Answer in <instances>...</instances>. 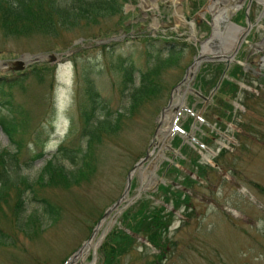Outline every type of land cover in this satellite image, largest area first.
<instances>
[{
  "label": "rangeland",
  "instance_id": "obj_1",
  "mask_svg": "<svg viewBox=\"0 0 264 264\" xmlns=\"http://www.w3.org/2000/svg\"><path fill=\"white\" fill-rule=\"evenodd\" d=\"M196 2L201 4L199 6L205 3L204 0H179V6H176L173 0H130L124 8L127 15L124 26L127 30L122 35L119 33V17L56 37L37 34L32 37H6L0 29V61L11 62L27 53L75 52L61 63L38 64H48L50 67L45 79L41 82L29 79L16 87L13 91V108L1 110L2 115L15 119V138L23 140V152L16 162L10 155L16 147L0 125V152H6L4 162L0 163V171L3 167L8 171L7 177L0 182V229L9 236V243L15 242L14 245L8 243L0 247V264H63L89 240L92 235L90 228L100 214H104L122 197L127 176L140 159L150 152L152 160L162 149L159 140L166 137L162 132L170 129V123L178 113L174 109L173 116H166L171 97L178 108L183 103L184 89L188 88V84L193 89L195 84L193 80L180 91L175 90L199 50V45L190 39L192 29L188 23L181 22L178 15L182 6L184 15L193 18L192 8ZM250 3H247V7ZM155 4L157 9H154ZM251 9L255 15L260 10L257 6ZM233 10H224L216 21L228 19ZM244 11L245 8L234 13L232 21ZM251 21L254 22L253 19ZM235 23L241 26L247 24V20L242 15ZM224 30H227L228 37L225 48L231 49L228 43L237 38V28L226 25ZM205 31V28L198 29V37ZM113 33L114 43H97ZM173 34L176 35L173 37ZM150 35L160 40L154 44V51H164L163 55L173 48L182 51L179 62L163 70L159 77L158 82L162 87L160 94L141 103L131 115L124 117L115 132L107 133L96 144L97 171L89 183L71 190L45 183L42 186L40 177L50 160L63 165L68 173L77 169V165L63 160V156L58 154L61 146L69 150L86 146L82 137L85 123L81 118V106L87 101V83L83 76H91L105 108L113 111L114 116L117 111L125 112L132 102L133 86L125 88L123 73L117 65L124 59L134 62L138 70L135 86H138L140 74L147 71L149 60L152 61L149 51H153V48L143 41V36ZM263 35L256 29L251 30L247 36L249 42L244 43L236 56V60L243 64L245 74L239 81L244 84L243 91L233 100L235 109L227 110L228 115L223 116L216 109V106H221L222 100L207 103L192 91L188 92L185 105L195 116L180 112L177 125L185 128L186 124H191V129L185 130L184 134L173 132L166 145L174 149H162L166 159L160 157L156 164L148 166L145 163L137 170L134 186L126 201L103 219L88 254L77 264H104L105 258L100 257L98 250L114 229H125L122 225L125 206L138 197L141 189L144 195L132 201L131 207L145 197L154 201L151 207L164 205L167 212L174 211L175 214L169 233L170 247L160 264H264V48L259 51L256 45ZM76 54L79 56L73 61ZM156 54L153 52L154 56ZM13 74L6 68L0 70V77H13ZM207 76L213 77L212 72L209 71ZM245 91L251 95H246ZM224 99L231 100L232 97ZM205 105L207 107L204 108ZM105 112V109H100L97 118L102 119ZM191 117L193 119L190 120ZM95 125L97 119L91 121L88 129ZM188 137L197 138L205 149L192 144ZM41 149L45 150L46 156L33 162L31 157ZM179 149L176 153L175 150ZM223 149L226 152L220 159L218 155ZM204 156L209 160L206 161ZM180 159L184 163L180 164ZM168 160L180 172L175 171L170 175L168 172L164 179L167 185L177 186L175 188L191 196L190 203L182 204L177 210L164 203L165 196L160 191L162 182L154 185L153 180L154 174L161 180ZM210 164L218 165V171L209 170L205 178H199L198 169L202 166L205 170ZM154 165L157 166L155 171ZM146 168L147 171L142 174ZM186 176H193L198 181L191 189L180 184ZM20 177H26L34 184V194L16 183ZM6 179L9 182L5 186ZM13 184H18L25 199L24 211L17 224L11 217V208L16 201V193H19ZM45 200L60 207L57 222H53L44 211ZM32 215L39 219L38 225L42 230L38 235H33L26 225ZM19 225L22 231L16 229ZM134 237L136 240L132 248L117 264H151L155 259L157 249L146 238Z\"/></svg>",
  "mask_w": 264,
  "mask_h": 264
},
{
  "label": "trees",
  "instance_id": "obj_2",
  "mask_svg": "<svg viewBox=\"0 0 264 264\" xmlns=\"http://www.w3.org/2000/svg\"><path fill=\"white\" fill-rule=\"evenodd\" d=\"M128 2L130 0H0V29L6 37H32L35 34L56 37L80 27L98 24L101 21L116 17L120 18V25L124 27L127 16L124 13V6ZM110 37L105 38L108 39ZM143 41L148 42L149 46L153 48V51H149L152 61L149 60L147 71L140 74L138 86H135L138 70L134 62L130 59H124L118 65V70L123 73L125 88L133 86L132 102L125 112L117 111L116 116H114L113 111L105 108L103 99L94 87L91 76H83L87 83L85 86L87 101L81 106V118L85 123L82 137L85 139L86 146H81L76 150H69L65 146H61L58 149V154L63 156V160H68L77 165V169L68 173L63 165L50 160L45 165L43 174L40 177L42 186L45 183L53 187H61L64 190H71L73 187L89 183L97 171L96 144L101 142L107 133L115 132L121 126L120 123L124 117L128 114L131 115L141 103L160 94L162 88L158 82L159 77L163 70L170 68L179 61L182 51L170 49L168 53L163 55L162 52L164 51H154V44L160 41L159 39L146 36L143 37ZM165 43L171 44L169 41H165ZM153 52L157 54L154 56ZM78 56V54L74 55L72 60L75 61ZM211 70L213 71V77L208 79L207 73ZM223 70L224 66L222 64H207L197 77L195 88L204 95H208L216 86ZM49 71L50 67L48 64L35 65L30 70L28 69V72L14 73L13 75L15 76L13 77H0V125L16 147L15 152H10L16 162L19 155L23 152V140H16L17 137L15 138L17 132L15 119L2 115L1 110H11L13 108V91L16 87H19L22 83L25 84L29 79L41 82ZM239 74H243L242 67L239 65H235L229 73L234 80L240 79ZM239 89L238 84L226 80L215 98L225 95L236 98ZM220 104L219 112L223 116L227 115L226 110L234 109L230 101H222ZM100 109L106 110L102 119L97 118ZM93 119H97V125L92 129H88ZM189 127L190 124H187L186 128L189 129ZM5 154L6 152H0V163L4 162ZM45 156V150L41 149L40 152L33 154L31 160L36 162ZM180 162L182 163L183 161L180 160ZM167 165L166 163L165 166ZM175 171L177 173L180 172L179 169L174 167L169 171V175ZM201 171L205 173V170L201 169ZM7 173V169L3 167V170L0 171L1 183L7 177ZM204 173L199 172V175L203 176ZM8 182L9 179H6L5 186ZM16 183L21 187L25 186L30 193H35L34 184L30 183L26 177H20V180ZM194 183H197V181L187 176L185 181L180 184L186 188H191ZM17 185L13 184V186ZM16 188L19 191L20 187L17 186ZM160 191L165 196L164 203L168 206L172 205L175 210L181 208L182 204L190 203V196L173 185H161ZM1 199L2 194L0 193ZM43 202L45 205L44 211L49 214L53 222H57L61 213L60 207L49 200ZM153 203V200L144 197L137 204L124 211L122 214V225L125 229H114L98 250L100 257L103 256L105 258L104 264H117L120 258L132 248L136 240L134 235L146 238L157 249L158 253L154 256L155 259L151 264H160L162 262L165 251L170 247L169 233L174 223L175 214L174 211L167 212V207L164 205L151 207ZM24 207L25 199L23 198V193L19 191V193H16V201L11 208V217L16 221V224L19 223ZM103 216L104 214L101 213L99 219L91 226V232H93ZM38 224L39 219L36 215L30 216L29 220L26 221V225L33 235H38L42 230ZM16 229L21 230V225ZM9 241V236L0 229V247L8 245ZM11 243L9 244L11 245ZM14 244L15 242L12 243V245ZM69 258L70 256L63 264H66Z\"/></svg>",
  "mask_w": 264,
  "mask_h": 264
},
{
  "label": "water",
  "instance_id": "obj_3",
  "mask_svg": "<svg viewBox=\"0 0 264 264\" xmlns=\"http://www.w3.org/2000/svg\"><path fill=\"white\" fill-rule=\"evenodd\" d=\"M212 22H213V24L211 25L212 26V33L208 39H206L204 42L201 43L202 44V51L195 58L193 64L190 67V69H192L196 72L199 70V68L203 62H216V61H219V62L226 61L227 62L228 66L225 69V71H224L221 79L219 80L217 86L212 91L209 98L206 99L207 102L213 98V96L216 94V92L221 87L222 82L226 78V74L229 70L230 63L235 62V57L239 51V48L246 38V34H244L243 37H241V39L238 41L237 47H236L235 51L233 52V54L231 56H227L226 54L229 53L230 51L225 49V44H226L225 42L227 40V35L224 33V31H225L224 30L225 29L224 22L219 23V21H216L214 19H212ZM216 23L219 24V27L216 25ZM237 28L243 30V28H241V27H237ZM193 39L195 42L199 41L194 36H193ZM108 42H110V40L100 41L99 43H108ZM204 45L209 46V48L211 50V51H209V48H208V50L206 52L208 54H206V55L203 52ZM215 49H216V51H215ZM73 53H74V51L71 50V51L64 52V53H54V54H43V53L34 54V55L33 54H24L20 58L15 59L12 62L0 61V70L6 68L10 71L19 72V71H24L27 68H30L34 64H39V63H44V62H49V63L59 62V63H61L62 61L67 60V58L70 55H72ZM190 69L187 71V74H186L187 76L183 79V81L179 84L178 87H181L184 83H186L189 78H190V80H192L194 78L195 73L190 72ZM189 87L190 86L188 85V88L186 89L185 94H187L190 91ZM172 103H173V98H171L170 103H169L170 108L173 107ZM184 104L185 103L183 102L181 107L176 108V109H179V110L186 109ZM164 116H165V114L163 111L162 117H164ZM194 141L197 142L196 140H194ZM149 159H150V154H148L144 159H142V161L140 163H138L134 167V169L128 174L125 192H124L123 196L121 197V199L111 209H115L116 207H118L120 205V203H122L123 201L126 200V198L129 196L136 170L139 167H141L144 163L148 162ZM154 170H155V168H154ZM165 175H166V172L162 175L161 180H158L155 177L154 178V185L161 183V182L163 183ZM142 193H143V189L140 190L138 197L141 196ZM136 199H137V197L135 199H133L132 201H135ZM108 213L105 215V217L108 215ZM100 226H101V223L96 227V229H95L92 237L90 238V240L88 242H86L81 247V249L75 254V256L70 259L68 264H76L80 259H84L86 257V255L88 254V250H86L87 245L95 238Z\"/></svg>",
  "mask_w": 264,
  "mask_h": 264
},
{
  "label": "flooded vegetation",
  "instance_id": "obj_4",
  "mask_svg": "<svg viewBox=\"0 0 264 264\" xmlns=\"http://www.w3.org/2000/svg\"><path fill=\"white\" fill-rule=\"evenodd\" d=\"M213 1H218V0H213ZM249 1L251 2L252 7L257 6L260 8L257 15L252 13V9H251V13L249 14L250 18L253 19L255 22V25L253 22L254 29H256L258 32L264 33V0H246V3H249ZM209 3H210V0H206V2H205L206 8H209ZM198 12L193 15V19L195 20V23H196L197 27L199 28V26H201L203 24V22L207 23V20L204 18L205 16L207 18V15H208L210 17V21H211L212 14H211L209 9L205 12L204 15H202ZM244 15H246V13ZM190 28H191V26H190ZM241 33H243V32L241 31ZM256 45H257V48L259 51L262 48H264V35L259 39V41L256 43ZM231 50H233V48Z\"/></svg>",
  "mask_w": 264,
  "mask_h": 264
},
{
  "label": "bare ground",
  "instance_id": "obj_5",
  "mask_svg": "<svg viewBox=\"0 0 264 264\" xmlns=\"http://www.w3.org/2000/svg\"><path fill=\"white\" fill-rule=\"evenodd\" d=\"M178 1L179 0H173V3L177 6L178 5ZM239 0H218V1H215V2H212L211 4H210V6H209V9H211L213 12H214V14L216 15V17H215V20H217V18H218V16L221 14V12H223L224 10H229V9H233V8H236L237 7V5H238V2ZM181 18V17H180ZM216 25L219 27V24H217L216 23ZM235 36H237V38L235 39V38H233L232 40H231V42L230 43H228V46L229 47H231V49L233 48H235L236 47V45H237V41H239L240 39H241V37L243 36V33H241V31L239 30V29H237L236 30V33H235ZM206 45H204V49H203V52L205 53V50H206ZM231 49H229V50H231ZM179 103V102H178ZM181 104V103H180ZM173 113H168L167 115L168 116H171ZM175 117V116H174ZM168 118V117H167ZM174 128V124H173V122L172 123H170V129H166L165 131H163L162 133L163 134H165V135H167V137L168 136H170V135H172V129ZM160 136H162L161 135V133H160ZM159 141H161V142H164V138H160V140ZM93 241V240H92ZM92 241L87 245V249H89L90 247H91V245H92Z\"/></svg>",
  "mask_w": 264,
  "mask_h": 264
}]
</instances>
